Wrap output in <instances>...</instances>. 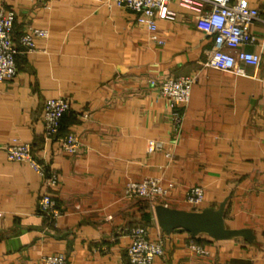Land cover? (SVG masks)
<instances>
[{
  "label": "crops",
  "instance_id": "obj_1",
  "mask_svg": "<svg viewBox=\"0 0 264 264\" xmlns=\"http://www.w3.org/2000/svg\"><path fill=\"white\" fill-rule=\"evenodd\" d=\"M2 1L16 13L20 52L17 75L0 84V264H47L42 258L59 252L67 264H130L137 225L150 239L165 237L154 264H264V0H248L261 14L251 26L258 41L241 47L262 61L239 63V74L207 65L213 39L196 26L198 13L177 0L170 5L177 20L157 22L162 45L134 11L106 0ZM34 27L49 36L23 52L19 39ZM183 75L196 80L177 131L168 98L150 79ZM53 97L70 100L60 135L79 136L77 154L44 137V103ZM14 136L60 175L56 221L36 211L45 189L40 175L7 159L4 144ZM150 139L164 149L148 154ZM144 177L175 182L169 207L194 210L182 200L195 185L205 189L197 210L228 198L226 222L250 230L251 241L166 234L155 216L162 201L125 196L126 184Z\"/></svg>",
  "mask_w": 264,
  "mask_h": 264
},
{
  "label": "built area",
  "instance_id": "obj_2",
  "mask_svg": "<svg viewBox=\"0 0 264 264\" xmlns=\"http://www.w3.org/2000/svg\"><path fill=\"white\" fill-rule=\"evenodd\" d=\"M109 7L117 6L130 9L137 14L136 22L151 32V39L164 44L158 32L159 20L176 21L177 12L170 5L174 0H106ZM181 7L198 13L196 26L213 39L209 51L207 65L221 71L243 73L239 63L258 67L262 61L261 54L243 50V45L255 44L258 35L251 30L254 22L261 20L260 10L250 5L248 0H177ZM16 13L0 0V84L10 80L18 73L16 56L20 52L14 42V22ZM264 22V20H263ZM49 36L47 29L30 28L19 39L23 52L36 49V39ZM196 80L194 75L169 76L161 79H150L162 96L168 98L173 109L172 125L179 131L182 121L181 109L190 99L191 89ZM68 97H53L44 103L43 133L46 140H58L61 148L68 154H77L82 145L76 134L60 135L63 116L70 111ZM90 112L84 114L85 118ZM7 159L13 162L29 164L42 178L45 189L37 206V213L51 221H56L62 214L55 198L60 184V175L37 159L31 143L24 142L14 136L5 144ZM164 149V142L150 139L147 153L152 154ZM169 156L170 153H167ZM176 184L168 181L165 185L157 177H144L141 180L126 184L124 193L127 197L147 199L152 203L162 201L168 206V198ZM205 189L201 185L189 187L185 191L182 202L194 210L199 209L204 201ZM2 217V212H0ZM132 241L127 248L130 264H154L155 260L165 252V237L150 239L148 228L137 225L131 228ZM191 247L201 255L208 251L199 245ZM47 264H67L64 253L50 254L42 259Z\"/></svg>",
  "mask_w": 264,
  "mask_h": 264
},
{
  "label": "water",
  "instance_id": "obj_3",
  "mask_svg": "<svg viewBox=\"0 0 264 264\" xmlns=\"http://www.w3.org/2000/svg\"><path fill=\"white\" fill-rule=\"evenodd\" d=\"M228 198L218 207L201 210L173 208L164 204L155 206L159 227L168 235L173 232H188L193 236L206 235L215 241L244 238L251 241V231L245 228H231L226 222L225 209Z\"/></svg>",
  "mask_w": 264,
  "mask_h": 264
},
{
  "label": "rangeland",
  "instance_id": "obj_4",
  "mask_svg": "<svg viewBox=\"0 0 264 264\" xmlns=\"http://www.w3.org/2000/svg\"><path fill=\"white\" fill-rule=\"evenodd\" d=\"M84 114H85V113H83V116H84ZM84 118H85V117H84ZM54 254H56V253H54ZM64 254H65V253H64ZM46 256H47V255H46ZM65 256H66V258H67V255H66V254H65ZM44 257H45V256H44ZM42 259H43V258H42ZM45 263H46V262H45ZM129 263H130V261H129Z\"/></svg>",
  "mask_w": 264,
  "mask_h": 264
},
{
  "label": "trees",
  "instance_id": "obj_5",
  "mask_svg": "<svg viewBox=\"0 0 264 264\" xmlns=\"http://www.w3.org/2000/svg\"><path fill=\"white\" fill-rule=\"evenodd\" d=\"M63 119V118H62ZM62 123V122H61Z\"/></svg>",
  "mask_w": 264,
  "mask_h": 264
}]
</instances>
